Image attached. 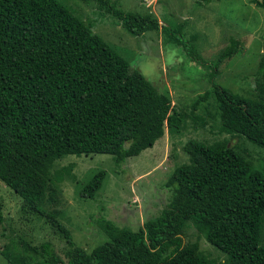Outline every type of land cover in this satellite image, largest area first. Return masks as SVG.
I'll return each instance as SVG.
<instances>
[{"label":"trees","instance_id":"1","mask_svg":"<svg viewBox=\"0 0 264 264\" xmlns=\"http://www.w3.org/2000/svg\"><path fill=\"white\" fill-rule=\"evenodd\" d=\"M81 1L105 10L132 36L159 27L155 18L123 12L111 0ZM210 1L196 0L195 6ZM255 3L264 7L263 0ZM185 21L161 29L205 65L190 55L195 46L180 32ZM238 48L230 36L210 68ZM214 76L210 72V90L196 96L192 109L202 102L206 106L210 96L218 131L264 149V52L250 96L220 86ZM192 118L202 124L200 117ZM185 122L186 114L170 106L166 94L63 0H0V181L20 197L23 216L48 223L63 243V258L49 242L32 245L21 237L10 238L0 255L8 264H264V159L253 165L230 138L186 140L181 150L188 162L167 177L164 186L171 194L159 214L136 230L99 217L97 226L106 238L89 252L74 245L58 209L44 207L55 200L53 185L73 178L71 164L51 169L65 155L108 154L118 165L151 147L163 127L170 136L180 135ZM103 175L94 173L79 195L91 198ZM188 225L226 256L223 262L203 255L197 241L183 242Z\"/></svg>","mask_w":264,"mask_h":264},{"label":"rangeland","instance_id":"2","mask_svg":"<svg viewBox=\"0 0 264 264\" xmlns=\"http://www.w3.org/2000/svg\"><path fill=\"white\" fill-rule=\"evenodd\" d=\"M63 1L79 19L92 21L94 33L121 54L158 92L166 94L170 106L186 114L185 128L180 135L170 136L163 127V135L151 147L118 165L108 154H68L53 165L51 169L71 164L73 178L65 177L55 183V200L43 205L47 209H58V219L70 231L74 245L89 252L106 238L97 226L99 217L111 220L117 227L136 230L145 219L159 214L171 194L164 186L167 177L175 166L188 162L181 150L186 140L212 143L230 138L217 130L218 119L213 116L214 102L210 96L206 106L202 102L192 109L191 103L197 95L210 90L208 75L212 71L213 80L220 86L241 97L250 96L253 75L264 49V7L255 3L261 0H211L202 8H196V0H111L123 12L148 15L157 20V29L132 36L94 3ZM188 10L191 13H186ZM184 20L180 32L187 43L195 46L190 55H196L205 65L193 61L182 45L173 42L161 29L167 23L172 26ZM230 36L239 42L237 52L212 70L209 64ZM192 116L200 117L202 124ZM229 143L253 165L262 163V147L243 137L230 138ZM97 171L104 172L100 187L91 198L81 197L82 184ZM19 207L20 197L0 181V249L8 245L10 238L21 237L32 245L49 242L53 252L63 258V243L48 223L32 214L23 216ZM182 238L184 243L197 241L200 252L215 262L226 258L202 236L197 238L189 225ZM261 238L264 243V226ZM0 264H8L1 255Z\"/></svg>","mask_w":264,"mask_h":264},{"label":"water","instance_id":"3","mask_svg":"<svg viewBox=\"0 0 264 264\" xmlns=\"http://www.w3.org/2000/svg\"><path fill=\"white\" fill-rule=\"evenodd\" d=\"M263 52H264V49H263Z\"/></svg>","mask_w":264,"mask_h":264}]
</instances>
